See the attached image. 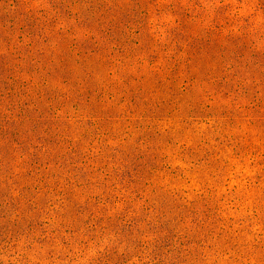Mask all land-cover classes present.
<instances>
[{
	"label": "rangeland",
	"instance_id": "rangeland-1",
	"mask_svg": "<svg viewBox=\"0 0 264 264\" xmlns=\"http://www.w3.org/2000/svg\"><path fill=\"white\" fill-rule=\"evenodd\" d=\"M0 264H264V0H0Z\"/></svg>",
	"mask_w": 264,
	"mask_h": 264
}]
</instances>
